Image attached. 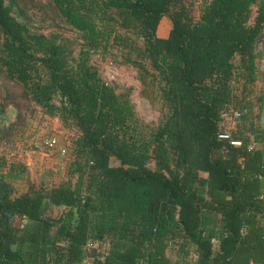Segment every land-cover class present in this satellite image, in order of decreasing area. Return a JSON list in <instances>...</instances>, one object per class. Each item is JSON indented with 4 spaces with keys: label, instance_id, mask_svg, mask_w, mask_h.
Segmentation results:
<instances>
[{
    "label": "trees",
    "instance_id": "16d2710c",
    "mask_svg": "<svg viewBox=\"0 0 264 264\" xmlns=\"http://www.w3.org/2000/svg\"><path fill=\"white\" fill-rule=\"evenodd\" d=\"M29 9L76 31V54ZM260 39L264 0H0V122L25 101L74 130L56 184L15 188L0 155V264H264V131L220 126L233 81L264 77ZM113 46L157 92L155 127L90 64Z\"/></svg>",
    "mask_w": 264,
    "mask_h": 264
},
{
    "label": "rangeland",
    "instance_id": "374dc122",
    "mask_svg": "<svg viewBox=\"0 0 264 264\" xmlns=\"http://www.w3.org/2000/svg\"><path fill=\"white\" fill-rule=\"evenodd\" d=\"M201 1L186 0V3L191 6L193 15L197 14V8ZM12 13L17 19H20L14 10ZM27 15L29 17L28 24L32 29L45 34L56 33L71 51L70 54H76L80 43L76 31L51 18L48 11L43 14L38 10L29 9ZM255 50L260 53L256 63L257 70L264 74V39H260L256 43ZM121 61L120 48L117 46L108 47L105 51L98 47L90 53L89 58L90 64L96 68L101 78L115 85L117 91L128 92L138 120L149 127H155L166 113L165 108L160 104L157 92L153 90L152 86L142 85L137 79L136 70ZM263 86L264 77L260 73L259 78L247 90H242L239 81H233V99L224 110L225 119L220 122V126L226 132L246 129L250 123L258 125L264 131V102L258 109L256 99ZM12 89H16V87L13 86ZM234 108L242 109L243 116L230 117L229 111ZM0 124V129L4 131V138L0 139V155L4 157L7 164L18 165V169L24 176L22 181L15 182V188L21 189L25 185H37L39 182L56 184L64 178L67 156L65 153L59 152L58 154L56 150L65 149L68 146L74 136V130L57 126V122L52 117L43 114L35 105L25 101H21L16 109L9 106L5 110ZM45 136L55 137L56 146L50 149L43 147L41 139ZM110 163L116 164V161L111 158ZM52 173H56V175L51 176ZM42 175L45 178H51L41 181ZM190 249L191 246L188 245L186 254ZM186 254H182L184 255L183 259H186ZM170 255L173 257V254Z\"/></svg>",
    "mask_w": 264,
    "mask_h": 264
},
{
    "label": "built area",
    "instance_id": "2783aa9c",
    "mask_svg": "<svg viewBox=\"0 0 264 264\" xmlns=\"http://www.w3.org/2000/svg\"><path fill=\"white\" fill-rule=\"evenodd\" d=\"M240 114V111L239 110H231L230 112V117H233V118H237ZM223 116H225L223 114ZM218 137L220 138H225L227 137V134L226 133H221V134H218ZM42 146L45 147V148H53L56 146V139L55 137L53 136H46V137H43L42 138ZM59 152L60 153H65V149H59ZM92 244L91 243H87L86 246L89 247L91 246Z\"/></svg>",
    "mask_w": 264,
    "mask_h": 264
},
{
    "label": "water",
    "instance_id": "95a60500",
    "mask_svg": "<svg viewBox=\"0 0 264 264\" xmlns=\"http://www.w3.org/2000/svg\"><path fill=\"white\" fill-rule=\"evenodd\" d=\"M66 206H57V207H52L50 210H47L46 214L43 215L44 219L52 222V223H60L62 218H63V214L64 211L66 210ZM51 211V212H49Z\"/></svg>",
    "mask_w": 264,
    "mask_h": 264
},
{
    "label": "crops",
    "instance_id": "0c3cea01",
    "mask_svg": "<svg viewBox=\"0 0 264 264\" xmlns=\"http://www.w3.org/2000/svg\"><path fill=\"white\" fill-rule=\"evenodd\" d=\"M52 118H53V120H55V122H57V126H61L59 120H58L56 117H52ZM55 125H56V124H55ZM58 150H59V149H57L56 152L59 154V151H58ZM41 153H42V152H41ZM12 163H13V162H12ZM18 167H19L18 165H15V168H16L15 171H16V172H18ZM54 175H56V173H55V174H54V173L51 174V176H54ZM47 178H48V177H47ZM47 178H45L44 175H42V176H41V181H43V179L45 180V179H47ZM49 178H51V177H49ZM49 178H48V179H49ZM84 264H85V263H84Z\"/></svg>",
    "mask_w": 264,
    "mask_h": 264
}]
</instances>
